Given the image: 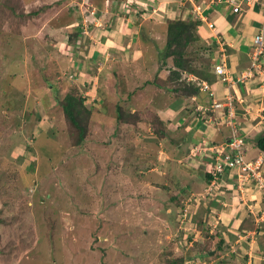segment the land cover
I'll use <instances>...</instances> for the list:
<instances>
[{
  "label": "rangeland",
  "instance_id": "1",
  "mask_svg": "<svg viewBox=\"0 0 264 264\" xmlns=\"http://www.w3.org/2000/svg\"><path fill=\"white\" fill-rule=\"evenodd\" d=\"M111 1L115 20L91 21L97 14L91 0H0V264H264L258 247L264 241V204L256 203L264 202V155H247L249 141L255 145L250 149L256 147L258 136L243 133L238 120L233 127L213 117L226 128L209 138L214 140L207 148L195 147L205 130L187 118L191 129L177 125L187 97L168 90L170 70L162 65L169 21L178 18L202 22L203 38L190 47L199 49L194 65L227 59L223 40L207 34L216 31L215 21L211 27L198 14L237 12L223 2L183 14L185 3L174 0L177 13L168 16L159 13L166 1ZM263 2L244 11H264ZM122 20L129 29L120 48L107 25L116 28ZM79 26L88 38L83 42L73 39ZM132 43L135 53L127 52ZM204 44L214 54L200 49ZM252 45L251 51L255 40ZM105 50L110 53L102 56L105 72L99 77L94 58ZM242 73L235 78L247 82L254 75L249 68ZM231 82L239 89V81ZM74 88L88 95L86 104L93 108L83 119L82 142L59 102ZM227 94L236 110V94ZM223 102L221 112L229 100ZM119 103L138 119L118 120ZM170 104L180 111L174 120L165 118ZM237 127L246 160L262 161L256 164L258 177L244 166L225 171L237 182L228 189L214 176L207 182L201 167L209 153L234 147ZM172 162L178 169L173 171ZM167 171L174 176L167 178ZM248 184L256 186V197L250 198ZM222 209L243 219V226L228 230Z\"/></svg>",
  "mask_w": 264,
  "mask_h": 264
},
{
  "label": "crops",
  "instance_id": "2",
  "mask_svg": "<svg viewBox=\"0 0 264 264\" xmlns=\"http://www.w3.org/2000/svg\"><path fill=\"white\" fill-rule=\"evenodd\" d=\"M161 1H166V6L160 9V12H159L160 14H163V12H165V13H167L168 16H171V14H173V12L177 11V8H176L177 5L175 3H173L174 0H161ZM205 1L208 2L210 0H205ZM113 2L114 1H111V0H107V1L104 0L101 2H96V0H93V1L91 0V3L94 5L93 7L97 8V9L100 8L101 11L99 13H97L96 16L90 15V17L89 18L87 17V18L91 19V21L92 20L95 21L96 19H99L102 21L115 20V19H113V15H109V10H108L112 7V11H113ZM183 2L185 3V6H186V8L184 7V11H182V13L184 14V12L187 8H189L188 9V11H189L192 8H194L195 5L200 4L201 2H204V0H183ZM85 3H86V1H85ZM118 4H121V3H118ZM132 8L134 10L135 6L133 5L130 8H126L125 10L128 9V11H132L131 10ZM252 10L247 8L246 11L243 10L244 12H242V11L237 12V14L234 17H233V12L231 10L230 11L232 12V14L229 13L230 15L228 17H226V15L218 17V14L215 16L207 14V17L211 21H215L216 26H217L216 31H212V29H210L211 31H209L207 34H213L214 39H218V40L222 39L223 42L225 43L226 47H227V51H228L227 52L228 53L227 63H228L229 71H230V74H229L230 79L223 81V80L217 79V77H215V81L213 83H210L212 86V89L215 91L214 97H212L209 94V92L205 91L204 93H202L198 96H192L190 98L185 99V102L182 103V107L180 109L181 110L180 116L177 114V112L179 113L180 111L175 110L173 108L172 104H170L169 108L166 111H164L165 118H169L170 120H174V119L178 118L177 116H179L178 124H177L179 127H182V128L187 127V130H188V126H189L188 123H191V122L193 123V121H195L196 125H199L200 128L205 130L204 133L206 136L204 135V137L201 138V140L199 141V145H196L195 147H200L202 149L207 148V146L209 145V141L214 140V139H209V138L214 136L216 134V132H218V130L226 128V126H224V125H223V127H219V126H217L216 122H214L213 117L215 119H218L217 122L220 119H222L220 124L224 123L225 118L222 117L221 110H219V109L214 110L211 108V105H212L211 102H214L215 99L216 100L225 99V95L228 92L236 94L235 95V104L237 107V118H238L240 128L242 129V132L247 133V136L251 132L253 134H256V136H259V135L263 134V132H264V55L262 56V59H261L260 69L255 70L254 75L250 79H248L247 82L237 84L239 89L235 88L237 86H234L232 88L231 82H230L231 78L235 79V77L239 76L240 73L243 72L245 69H247V67L249 66V58H250L249 52L251 51V48L253 47L252 43L254 42L256 34L264 26V11L262 9L253 10V11ZM140 13H141V11L139 10L138 14H140ZM117 15H118V13H117ZM107 18H109V20H107ZM231 18H232V20L230 21ZM125 22H126L125 20H122V25L116 26V28L111 26L112 28L110 30V34H111L112 39L114 40L113 43L116 47H120V48H122V46L125 47L126 46L125 41H128V37H127L126 33L129 29V24H128V27L125 29L124 28ZM70 27L71 26H69V28ZM214 35H216V36H214ZM217 36L220 38H218ZM130 45H131L130 49L127 52H134V53L137 52L138 49L136 50L132 47L133 43ZM92 48L91 47L89 48L90 53L92 52ZM107 52L110 53V51H106V50L103 51L102 53L98 52L97 53L98 55H96L97 58H99L98 61H97L96 57L94 58V60H96L95 63H96L97 68L100 67L97 71L99 77L102 74L101 73L102 70H103L102 72H105L104 71L105 70V67H104L105 62H103L102 56L106 55ZM127 52H125V53H127ZM83 53L88 54L87 47L83 50ZM217 60L218 59H216V62H217ZM218 62H220V59L218 60ZM98 64H101V65L103 64V66L102 67L98 66ZM80 72L82 73V76H83V75H85L86 71L81 68ZM88 85H89V83H88ZM86 90H87V93L89 94L90 89H86ZM206 93H208L209 96H207ZM83 96L86 99H89L88 95L83 94ZM239 99L242 102L239 101ZM187 102H190L192 105H190V106L187 105ZM200 107H203L204 109L198 111V109H200ZM186 118L190 119L189 120L190 122H188V123L185 122ZM172 124H174V123H171V125ZM170 128H172V127H170ZM189 128L191 129L190 126H189ZM152 136H153L152 138H155L154 135H152ZM222 140H224V139H222ZM249 142H250V144H252V145L248 144V146H247V149H248L247 155L249 156V158H254V157H257L258 155H262V154L264 155V152L261 151L257 147L250 149L251 146H255V145H253L252 140ZM193 144H195V143H193ZM174 149H176V148H172V149H170V151L171 150L174 151ZM192 149H191V154H194L197 158H199L198 153H196V154L193 153ZM189 151H190V148H189ZM189 151H187V152H189ZM210 155H212V153H209L207 157H211ZM177 157L178 158L173 159V160H176V164L178 163L177 160L179 162H181V158H179L180 155H177ZM205 161L207 162V165L203 164V165H205V167H201V169L204 168L203 170H205V172H207L210 164H209V160L207 158L205 159ZM206 162H203V163H206ZM172 164H173L172 165L173 171L178 169L177 167H175V165H176L175 162H172ZM172 173L173 172H171L169 174L167 171V174H169L167 176V178L174 176V173L173 174ZM228 175L229 174L227 172L226 174H223L219 177V180H218L219 186L220 185L224 186V187L226 186L229 189V188H232L233 184L237 183L235 180L236 179L235 175H233V177L229 176V178H228ZM176 183H181V181H177ZM248 186H249V189L251 190L249 193L250 198L256 197V195H255L256 192H255V188H254L256 186H254V184H252L251 186H250V184H248ZM249 189H248V192H249ZM244 195H245V192L243 193V196ZM256 203L259 206L264 204V202H262L260 199L257 200ZM222 210L223 211L220 212V216L223 218L222 222L224 223L225 227L228 228V230H231V228H238V227L243 226L242 225L243 219H235V217L232 215V213H229V212L225 211L224 209H222ZM262 232L263 231H261L260 233H262ZM262 242H264V241L260 240L259 241L260 244L257 243V244H259L258 247L261 250L264 249V243H262Z\"/></svg>",
  "mask_w": 264,
  "mask_h": 264
},
{
  "label": "trees",
  "instance_id": "3",
  "mask_svg": "<svg viewBox=\"0 0 264 264\" xmlns=\"http://www.w3.org/2000/svg\"><path fill=\"white\" fill-rule=\"evenodd\" d=\"M131 10L133 11V8ZM100 11H101L100 8L97 9V13H99ZM201 25L202 22L197 19L192 20V18L190 19L178 18L175 20H170L167 28V42L165 48L163 49L162 65L166 66L170 70V81L173 84V86L168 87V90L174 92H181V94H183L187 98H190L192 96H198L204 93L205 91L208 92L207 90L202 89L203 81H208V83L210 84L215 81V77H217V79L226 81L223 79L224 75H220L217 73L215 69H212V67H214L215 64L212 63L211 65V63L209 62V65L207 66L201 65V67L194 65L195 59L198 58L199 49L197 50V52H193L192 49H190V47H192L193 44L198 43V41H200L203 38V36L199 34V28ZM127 27H128V23L125 22L124 28L126 29ZM111 28L112 27L110 25L107 26V29L111 30ZM73 30H75L74 31L75 36L73 37V39L75 38L77 41H82V42L88 39L86 35H82L83 27L79 26L78 28H75ZM73 39L71 38L70 40ZM206 41L207 43H209L208 39ZM216 48H217V53L220 54L223 53L222 49L219 48L218 44ZM200 49H203L206 52H210V53L212 52V50L214 51L216 50V49H212L210 44H204ZM123 56L126 57L124 54ZM169 58H172V60L170 61ZM251 62L252 60L250 57L249 58L250 64L247 67V69L251 67L252 65ZM225 63L228 68L227 59H225ZM190 74L195 75L196 78L189 79L188 76ZM241 74L242 72L240 73V75ZM231 79L237 81V78L235 79L231 78ZM240 83H243V81H241ZM82 91L84 92V90ZM86 100L87 99L83 96V94L78 93V91L75 90L74 88L73 90L66 93L64 98L59 101L64 110L66 119L70 121L73 124V126L78 129L80 142L83 141L87 133L86 126L83 125V119L84 120L85 118L88 119V115L91 116L93 109L87 107ZM92 102L97 103V101L94 100ZM123 109H124L123 105L119 103L118 115H117L118 120L130 122L132 120L138 119V116L130 114V110L128 111L126 109L124 110ZM256 147L264 152V132L263 134L257 137ZM206 158L209 160L210 165L215 161L213 157H206ZM209 170L210 169H208L206 173L207 182H211L213 178V174L209 172ZM184 190L186 191L187 189L184 187ZM175 199L177 200V197H175Z\"/></svg>",
  "mask_w": 264,
  "mask_h": 264
},
{
  "label": "built area",
  "instance_id": "4",
  "mask_svg": "<svg viewBox=\"0 0 264 264\" xmlns=\"http://www.w3.org/2000/svg\"><path fill=\"white\" fill-rule=\"evenodd\" d=\"M259 1H261V0H211L209 2V4L206 5V7H208L212 4H222L223 2H226V3H229L230 5H232L236 12H240V11H243L245 7H248V4L251 5V4L257 3ZM263 6H264V2H263ZM200 8L202 10L204 9L201 4H197L194 6L193 9L196 10L197 12H199ZM198 15H200L203 18V20H207V22L209 23V26H211V27L215 26V23L213 21L209 20V18H207V16L202 14L201 11L199 12ZM254 40L257 43V45L255 46L254 50L251 51V60H252L251 64L252 65L249 68V69H252L253 72L256 70V68L260 67L261 57L264 54V26L257 33ZM227 69L228 68L226 66L225 59H222V62L220 64L216 65L217 73L224 75V77H223L224 80L230 79V77H229L230 73ZM241 75H243V73ZM237 81L241 82L239 77L237 78ZM202 89L209 90L210 95L215 96V91L213 89H211L210 85L207 82H203ZM228 96H229V94H227L225 96L224 100H216L215 99V101L212 103V107L216 108V109H220V107L224 103L223 101L229 100V104L224 105V107H223V108L227 109V110L222 111L225 113V114H223V117L224 118L226 117L227 123L229 122V124L231 126L235 127L237 125V123L235 122L237 120V110H235L234 105H232L233 97L231 95H230V97H228ZM227 111H228V116H227ZM233 134H234V137L230 141V143H231V146H234V147H232L228 152H225L222 150H218L217 152H215L217 154L215 156V162H214L213 168L215 169L214 173L216 175L213 173V176L217 180H219L218 178L225 171H227L228 169H233V167H236V166H242V167L244 166L246 169H248L251 172V174H250L251 176L252 175L257 176L256 170L258 167L256 164H258L259 161L261 162L262 158L261 159H255V160L254 159L253 160H246V158L244 156V152L241 149L242 141H241V137H239L238 127H237V129H233ZM247 182H248V180L245 181L243 184H245Z\"/></svg>",
  "mask_w": 264,
  "mask_h": 264
},
{
  "label": "clouds",
  "instance_id": "5",
  "mask_svg": "<svg viewBox=\"0 0 264 264\" xmlns=\"http://www.w3.org/2000/svg\"><path fill=\"white\" fill-rule=\"evenodd\" d=\"M209 2H210V1L206 2L205 6H203V8L206 7V5L209 4ZM206 16H207V15H206ZM207 18H208V17H207ZM209 20H210V19H209ZM256 35H257V34H256ZM220 46H221V45H220ZM263 55H264V54H263ZM263 55H262V56H263ZM219 59H220V57H219ZM219 59H218V60H219ZM261 59H262V57H261ZM218 60H217V62L215 61V62L213 63V64H215V65H214V67H212V69H215V70H216V65H217V64H220V63L222 62V57H221V59H220V62H218ZM228 69H229V68H228ZM229 73H230V71H229ZM218 74H219V73H218ZM220 75H222V74H220ZM73 76H76V73H74ZM189 76H190L189 79H195V78H196V76L193 75V74H190ZM239 76H240V75H239ZM71 77H72V75H71ZM203 82H207V83H208V81H203ZM202 84H203V83H202ZM208 84H209V83H208ZM209 85H210V84H209ZM210 87H211V85H210ZM211 89H212V87H211ZM207 91L209 92V90H207ZM209 94H210V92H209ZM212 97H214V96H212ZM223 100H224V99H223ZM212 103H213V102H212ZM211 108L214 109V110L216 109V108H213L212 105H211ZM203 109H204L203 107H200V109H198V111H199V110H203ZM236 110H237V109H236ZM222 117H223V116H222ZM223 118H224V117H223ZM223 120H224V119H223ZM237 120H238V118H237ZM225 122H227V119H226V118H225L224 123H225ZM238 126H240V125H238ZM199 151H200V150H199ZM193 153H194V150H193ZM195 154H196V153H195ZM211 157H213V158L215 159V154L213 153V155H211ZM214 162H215V161H214ZM214 162H213V163H214ZM228 172H230V171H228Z\"/></svg>",
  "mask_w": 264,
  "mask_h": 264
},
{
  "label": "bare ground",
  "instance_id": "6",
  "mask_svg": "<svg viewBox=\"0 0 264 264\" xmlns=\"http://www.w3.org/2000/svg\"><path fill=\"white\" fill-rule=\"evenodd\" d=\"M77 87V86H76ZM91 94V93H90ZM76 97V96H75ZM82 97V96H81ZM97 101V100H96ZM88 107V106H87ZM89 110V109H88ZM82 117H85V116H82ZM85 119H87V118H85Z\"/></svg>",
  "mask_w": 264,
  "mask_h": 264
}]
</instances>
